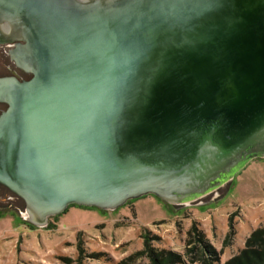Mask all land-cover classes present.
Returning a JSON list of instances; mask_svg holds the SVG:
<instances>
[{
    "label": "water",
    "instance_id": "obj_1",
    "mask_svg": "<svg viewBox=\"0 0 264 264\" xmlns=\"http://www.w3.org/2000/svg\"><path fill=\"white\" fill-rule=\"evenodd\" d=\"M4 24L32 77L0 78V186L27 223L208 206L264 158V0H0Z\"/></svg>",
    "mask_w": 264,
    "mask_h": 264
},
{
    "label": "rangeland",
    "instance_id": "obj_2",
    "mask_svg": "<svg viewBox=\"0 0 264 264\" xmlns=\"http://www.w3.org/2000/svg\"><path fill=\"white\" fill-rule=\"evenodd\" d=\"M0 208L7 209L0 211V264H154L160 251L179 256L177 264H224L264 228V158L235 175L229 195L204 207L174 210L148 195L114 211L69 206L35 230L8 191Z\"/></svg>",
    "mask_w": 264,
    "mask_h": 264
},
{
    "label": "trees",
    "instance_id": "obj_3",
    "mask_svg": "<svg viewBox=\"0 0 264 264\" xmlns=\"http://www.w3.org/2000/svg\"><path fill=\"white\" fill-rule=\"evenodd\" d=\"M70 207H77V206H70ZM80 208H84V207H80ZM49 219H48V224H49ZM25 224L26 227H28L30 230L36 229L35 226L29 223L25 222ZM153 254H154L153 255L154 264H177L181 261L179 256L171 254L168 251H160L158 253L153 252ZM224 264H264V228H259L257 230L255 229L250 234L248 239L245 240L244 249L240 251L236 256L230 258Z\"/></svg>",
    "mask_w": 264,
    "mask_h": 264
},
{
    "label": "flooded vegetation",
    "instance_id": "obj_4",
    "mask_svg": "<svg viewBox=\"0 0 264 264\" xmlns=\"http://www.w3.org/2000/svg\"><path fill=\"white\" fill-rule=\"evenodd\" d=\"M10 36H11L10 28L4 24L3 27L0 28V78L14 77L17 78L18 81L29 80L32 77L31 73L20 69L17 66V64L12 60V56H11V51L15 49V45L24 44V43L18 40L10 43L6 42V40L10 38ZM5 110H6V105L0 103V114ZM2 191L4 192L8 190L0 186V194L3 193Z\"/></svg>",
    "mask_w": 264,
    "mask_h": 264
},
{
    "label": "crops",
    "instance_id": "obj_5",
    "mask_svg": "<svg viewBox=\"0 0 264 264\" xmlns=\"http://www.w3.org/2000/svg\"><path fill=\"white\" fill-rule=\"evenodd\" d=\"M4 207V206H3ZM1 210L0 211H3L2 212V214H4L5 212L4 211H7V209L5 208V209H3V208H0ZM19 209V208H18ZM8 211H12V209H8ZM14 211V210H13ZM12 211V212H13ZM17 212H18V215L20 216V218H22L23 220H25L24 219V217H22L23 216V213L24 212H21V209L20 210H17ZM13 213H15V212H13ZM17 214V213H16ZM21 220V219H20ZM22 221V220H21ZM23 222V221H22Z\"/></svg>",
    "mask_w": 264,
    "mask_h": 264
}]
</instances>
